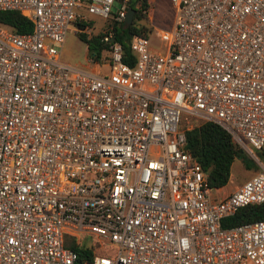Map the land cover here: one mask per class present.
<instances>
[{"label": "built area", "instance_id": "2783aa9c", "mask_svg": "<svg viewBox=\"0 0 264 264\" xmlns=\"http://www.w3.org/2000/svg\"><path fill=\"white\" fill-rule=\"evenodd\" d=\"M130 1L0 0L31 21L0 23V264H77L71 238L81 264H264V171L213 197L183 148L193 115L264 149V0H168L163 49L131 34L129 63L108 27L105 73L59 60L75 21ZM249 203L261 218L221 226Z\"/></svg>", "mask_w": 264, "mask_h": 264}, {"label": "trees", "instance_id": "16d2710c", "mask_svg": "<svg viewBox=\"0 0 264 264\" xmlns=\"http://www.w3.org/2000/svg\"><path fill=\"white\" fill-rule=\"evenodd\" d=\"M137 0H131L130 6L133 7ZM141 8L148 7L147 0H139ZM145 14L134 8V13L130 23L125 24L123 21L116 22L111 18L103 19L98 26L99 31L90 33L94 28L95 19L85 21H75L78 29L75 31L80 40L85 42L86 51L89 56L97 59L102 49L106 48L107 43L101 41L100 37L103 32L110 27L112 36L120 42L124 59L130 63L133 54L128 45L131 34H139L148 36L151 29L145 23H142ZM0 23L17 31H28L31 28V21L17 10H0ZM87 24L90 26L89 33L83 32L80 28ZM190 125L184 130L183 148L188 150L190 154L200 163L206 171L207 183L210 187H220L224 185L230 176V164L234 158H239L245 168L256 166L254 160L245 152L244 148L236 143L230 132L219 123L202 119ZM250 150L264 164V149ZM263 216L261 204L249 203L240 206L235 211L221 218L222 227H229L235 224L256 220ZM68 246L73 248L78 255L77 264H81L82 258L89 259L93 254L92 247L84 246L71 238Z\"/></svg>", "mask_w": 264, "mask_h": 264}, {"label": "rangeland", "instance_id": "374dc122", "mask_svg": "<svg viewBox=\"0 0 264 264\" xmlns=\"http://www.w3.org/2000/svg\"><path fill=\"white\" fill-rule=\"evenodd\" d=\"M148 9L145 14L142 23L150 26L151 33L149 34L150 42L155 47H163L164 40L161 38L159 33L160 29L168 28L171 24L172 9L168 3V0H147ZM137 2H140L139 0ZM95 22L93 23L94 28L91 29V34L100 30L98 27L102 23V19L98 16H93ZM72 25L64 35V39L58 48L59 60L70 64L72 66L81 68L83 70L91 71L94 67H98L92 61L89 60V55L86 51V44L78 38L75 31L72 29ZM98 72L105 73L107 66L101 63L98 67ZM201 119L197 116L189 115L188 119L184 121L185 124H193L200 121ZM245 152L254 160L256 166L245 168L240 162L239 158H234L230 164V176L228 181L221 188H212L211 195L214 197H221L224 191H227L235 186L241 184L244 180L250 177L252 174L264 171V164L258 159V157L249 149L245 148ZM83 238H79L82 241ZM106 246V245H104ZM97 253L101 254L102 247L98 248Z\"/></svg>", "mask_w": 264, "mask_h": 264}, {"label": "water", "instance_id": "95a60500", "mask_svg": "<svg viewBox=\"0 0 264 264\" xmlns=\"http://www.w3.org/2000/svg\"><path fill=\"white\" fill-rule=\"evenodd\" d=\"M133 12H134V9L133 7L129 6L126 10V13L124 15V18H123V22L125 24H128L130 23L131 19H132V16H133Z\"/></svg>", "mask_w": 264, "mask_h": 264}, {"label": "crops", "instance_id": "0c3cea01", "mask_svg": "<svg viewBox=\"0 0 264 264\" xmlns=\"http://www.w3.org/2000/svg\"><path fill=\"white\" fill-rule=\"evenodd\" d=\"M168 3H169V1H168ZM170 5V4H169ZM171 7V6H170ZM147 9H148V7H147ZM172 9V8H171ZM172 14H173V11H172ZM171 23H172V19H171ZM171 25V24H170ZM169 28V27H168ZM164 29H166V28H164ZM151 33V32H150ZM149 33V34H150ZM149 40H150V38H149ZM157 48H159V47H157ZM160 50L161 49H163V47L161 46L160 48H159ZM94 70H96V67H94ZM221 187H223V185L222 186H220V187H216L217 189L218 188H221ZM236 187V186H235ZM235 187H233V188H231V189H229V190H227V191H224L223 193H222V195L221 196H224V195H226L229 191H231L232 189H234ZM213 188H215V187H213Z\"/></svg>", "mask_w": 264, "mask_h": 264}]
</instances>
